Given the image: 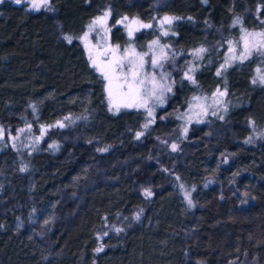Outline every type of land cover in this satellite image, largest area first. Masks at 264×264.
<instances>
[{"label":"trees","instance_id":"trees-1","mask_svg":"<svg viewBox=\"0 0 264 264\" xmlns=\"http://www.w3.org/2000/svg\"><path fill=\"white\" fill-rule=\"evenodd\" d=\"M105 11L119 43L122 15L179 17L168 35L142 29L135 40L157 38L180 61L218 32L264 30V0H49L48 9L3 0L0 264H264V136L245 140L249 121L264 127L252 66L233 62L217 76L210 52L195 84L175 73L173 93L142 131V112L109 111L103 79L75 39ZM217 85L236 103L223 119L193 123L173 151L175 113ZM57 121L65 126L50 127ZM40 124L49 129L32 146L8 142L27 125L38 136Z\"/></svg>","mask_w":264,"mask_h":264},{"label":"rangeland","instance_id":"rangeland-1","mask_svg":"<svg viewBox=\"0 0 264 264\" xmlns=\"http://www.w3.org/2000/svg\"><path fill=\"white\" fill-rule=\"evenodd\" d=\"M22 2H26L30 6L32 5V0H21V3ZM39 8L48 9L49 4H48V7L41 6ZM103 13L98 15V16H103ZM125 16L129 18L128 21H124L123 23H117V21L122 20V18ZM163 17L164 16H162L160 18H154L151 21H142L139 18L138 19L143 23L151 24L152 25L151 28L158 30V33L161 35L162 29H161L159 21ZM95 18H92L87 23L86 27L81 32V34L75 37V39L81 43V45L84 49L86 58H87L91 67H92V65H91V62L89 60V49L91 50V53H92L94 58H96L99 62H103V61L111 58V55H112L111 52L107 51V49H109V47L119 46V50L117 52V55H123L124 49L129 48V46H131L132 48L135 49V51L137 53H147V55L144 57L145 63H144L143 71H142V76H147L150 79L154 75L158 82L164 83L166 86L171 88L170 92L165 91L163 93L162 102L156 101L154 99L149 100V106L152 108V116L151 117L148 116V111L146 108H124V107H121L119 109V111L123 110V109H134V110H138V111L142 112L146 118L145 123H147L149 120H151L152 122L150 124H152L153 121L155 120L157 111L166 105L169 96L173 93V90H174V82L173 81H174L175 73H179L178 76L185 79L184 74L191 67L194 69V71L190 74L193 76V78L195 80L196 70L205 62H206V64L210 63L211 60L207 59L210 52H212L213 55H216L218 58H220L219 65L217 67V69H218V68H220V65L224 63L225 57L229 55V52H228V48H229L228 42L229 41H231L233 43L234 47H237L238 51L242 49V42H240V37L242 34L241 28H243V27H240L238 30L229 31L225 35L220 34L219 32H218V34L217 33L213 34L211 37H209L206 40L205 43L199 44L195 48L188 51L189 56H187L185 59L180 61L179 59H180L181 53L175 52V50L171 49L166 43L160 41L157 38L151 39L149 41L146 40L142 44L135 40L136 35L140 30L151 29V28H140L138 31H135L133 33L131 38L129 37L128 29H127V27H125V25L128 24L132 20V18H137V17H129L127 15H122L116 20V25H119L121 27L123 33H124L123 34L124 39H123L122 43H119V42L113 40V38H112L111 32H112V28L114 26L112 27V25L110 24L109 16L106 18V22L104 23L103 26H101L99 24L95 25L92 27L91 31H89V26L92 25V21ZM170 28H171V26L165 25L163 30H167L169 33L171 31ZM244 29H246L248 32L261 31V30H252V29H248V28H244ZM86 32L88 33L87 43L89 45V48L85 47V41L81 39V37H83ZM66 36L67 35H65L64 37H66ZM67 37H70V36H67ZM71 39H73V38L71 37ZM153 40H158L159 45L153 46V48L150 50L148 45ZM237 42H240V43L238 44ZM164 46H167V47H164ZM198 48H204L206 50L203 53H201L199 57L193 55L194 51ZM161 49H163V52L166 54V59H163L160 61L161 66H157L154 68V67H152V64H151L152 54H153V52H155L156 55L159 56ZM205 58H206V60H205ZM233 62H240V61L236 60V61H232L231 63H233ZM243 62H249L250 65L252 66V74H251V80L252 81L254 78L258 77L260 74H264V56H260L259 54H254L252 57H250L249 59H247ZM258 68L260 69L259 73L257 72ZM93 69L96 71V69L94 67H93ZM125 70H127V69H125ZM97 73L100 75L99 72H97ZM221 74H222V72H221ZM162 76H163V80H161ZM102 79H103V77H102ZM187 81L191 85L195 84L189 80H187ZM103 83L105 84L104 79H103ZM255 84L258 86H264V85L260 84L259 81H257V83H255ZM145 87L150 89L152 87V85L150 83H146ZM218 89L220 92L226 93V89L224 87L219 86V85L213 87L210 91H204V92L203 91L202 92L196 91L195 94L193 95V97L188 101V103L185 104L182 109H179L175 113V117L177 119V133L173 134L172 139L170 140L171 149H172L173 144H175L177 147L180 145L181 141L184 139V137L187 134L190 126L193 123H200L203 119H207L209 117H211V118L212 117H215V118L224 117L225 114L227 113L229 107L231 105H233L234 103H236L235 100L231 101L230 99H228L226 94L223 96H219L217 94V96L214 97L213 93H217ZM104 95H105L106 106L109 109V102H108L107 94L105 91H104ZM194 97H199L200 100L196 101L193 99ZM216 100H219V103H216L215 102ZM197 105H206L207 106L206 112H202L201 107H199ZM112 112H118V111L115 108H113ZM213 113H215V115H213ZM41 126H44V128H45V131L43 133V135H44L46 133V131L49 129V125L40 124L38 136L32 135V133H31L32 129L29 128L27 125L24 128H22V129H24L23 132L18 131L15 135H13V136L10 135L8 138V142L11 145H15L16 149L19 148L20 146H32L34 143L37 142V137H40V139H41ZM249 128H250V133L247 135V137L245 139L246 141H250V143H254V142L260 141L263 138L264 135H262V133H264V127L257 126L256 124H253V125L249 124ZM0 129H1V127H0ZM143 130H145L144 127H143L142 131ZM142 131H139V132H142ZM13 137H18V138L13 139ZM5 140H6V137L3 135V137L0 138V147L3 145V142H5ZM181 191H182V194L184 196V200L186 201V203L189 206H194L193 201L190 199V189H188L187 186L182 185ZM186 194L188 196V199H190L192 202L191 205L189 204L188 199L185 198Z\"/></svg>","mask_w":264,"mask_h":264},{"label":"snow or ice","instance_id":"snow-or-ice-1","mask_svg":"<svg viewBox=\"0 0 264 264\" xmlns=\"http://www.w3.org/2000/svg\"><path fill=\"white\" fill-rule=\"evenodd\" d=\"M3 0H0V3H2ZM15 3L20 4L21 0H14ZM202 2L206 3L207 0H202ZM49 0H32V8L38 9L41 6L48 7ZM261 11V6L257 7V12L259 13ZM110 15L109 11H105L103 13V16H98L92 21V25L89 26V31H91L92 27L95 25H101L103 26L106 22V18ZM128 17H123L122 20L117 21V23H123L124 21H128ZM180 19L179 17H171V16H164L160 21V26L162 29V35H168L167 30H163L165 25L171 26L173 24L174 20ZM191 19V18H189ZM240 18L237 17L233 21V25L239 24ZM261 24L264 25V20L261 21ZM128 29V35L131 38L133 33L135 31H138L140 28H151V24H146L141 22L138 18H132V20L125 25ZM241 37L240 42H242V49L237 50V47L233 46V43L229 41V48L228 52L229 55L225 57V61L223 64L220 65V68L217 69L216 75H221L222 70H226L227 67L230 66L232 61L239 60L241 63L250 57H252L254 54H259L260 56H264V30L262 31H254V32H248L246 29L241 28ZM87 37L88 33L86 32L83 37H81L82 40L85 41V47L89 48V45L87 43ZM65 39L71 41V37H65ZM240 42H237L238 44ZM159 45L158 40H153L149 43L148 47L151 50L153 46ZM167 47V46H164ZM119 50V46L116 47H109L107 51L111 52V58L107 59L103 62H99L96 58L93 57L91 50L89 49V60L91 62L92 67L96 69L97 72L100 73V75L103 77L105 84H104V91L107 94V99L109 102V111H112L113 108H115L117 111L121 107L124 108H146L148 111V116H152V108L149 106V100L154 99L156 101L162 102L163 93L165 91L170 92L171 88L166 86L164 83L158 82L156 80V77L153 75L150 79L147 76H142V71L144 68V57L147 55V53H137L134 48L129 46V48L124 49L123 55H117V52ZM206 51L204 48H198L194 51L193 55L199 57L201 53ZM166 59V54L163 52V49H161L160 55L157 56L155 52L152 54V67L161 66L160 61ZM127 69V70H125ZM194 71L193 68H189L188 71L185 72L184 78L191 81L192 83H195V80L193 76L190 74ZM257 72H260V69H257ZM161 80H163V76L161 77ZM259 81L260 84L264 85V74H260L258 77L253 79V83H257ZM150 83L152 87L146 88L145 84ZM217 94L219 96H223L226 93L220 92L219 89L217 90V93H213V96L216 97ZM196 101H199V97L193 98ZM216 103H219V100L215 101ZM201 107L202 112H206L207 106L206 105H197ZM33 111H35V108H33ZM215 115V113H213ZM67 119V117L65 118ZM223 119V117H221ZM152 121L149 120L147 123L143 125V127L146 129L148 125ZM250 125H253V121H249ZM64 127L65 125L61 123L60 121H57L56 125H51L50 127ZM29 128H31V125H28ZM20 132H23L24 129H20ZM45 131L44 126H41V136L43 135ZM186 131V130H185ZM4 135V130L0 129V138H2ZM143 135L142 132H137L136 137L137 139ZM264 135V133H262ZM18 137H13V139H17ZM40 139V137H37V141ZM250 142V141H248ZM15 147V145H13ZM49 147H56L55 144L49 145ZM177 149V146L175 144L172 145V150L175 151ZM99 151H106V149H98ZM21 171H25V168H21ZM144 194L146 196H151L152 193L150 190L145 189ZM186 199H188V196L186 194ZM189 204L191 205V200L188 199ZM138 219V216L136 217ZM47 223V221H45ZM117 231H120V229H117ZM97 252L102 251V246L98 247L96 249Z\"/></svg>","mask_w":264,"mask_h":264}]
</instances>
